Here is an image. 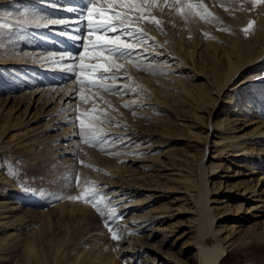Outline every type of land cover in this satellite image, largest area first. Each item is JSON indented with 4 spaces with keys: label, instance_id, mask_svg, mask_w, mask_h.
<instances>
[{
    "label": "rangeland",
    "instance_id": "1",
    "mask_svg": "<svg viewBox=\"0 0 264 264\" xmlns=\"http://www.w3.org/2000/svg\"><path fill=\"white\" fill-rule=\"evenodd\" d=\"M37 1L39 0H0V63L21 58L32 62L39 59L40 64L55 68L53 71L47 72L38 68H26L23 65L17 67L15 65H0V135L3 134L2 137H4L6 133L4 141H8V139L14 141L19 136L24 138L28 126L18 125L14 129L12 128L14 124L29 119L31 114L32 116L37 114L36 117H39L40 113L44 111L52 113L51 111L56 110V113L59 112L64 107L59 106L55 109L58 100L64 94L67 98L70 95L68 99L64 97L62 100L64 103L67 99L66 103H70L69 108L73 109L75 118L69 125L63 127L67 128L63 135L68 139L54 138L55 140L50 144L59 147L65 146L68 143L67 140L74 141L73 149L76 153L71 154L75 155V160L70 166L63 167L64 165H62L61 167L53 160L44 161L42 157L33 159V151L40 150L42 152L47 149V145L41 141L36 145H26L22 148L10 141L11 145L0 149V174L6 176L7 181L3 185L0 184V213L4 209H11L8 213L0 215V227L12 223L8 220L17 217L14 215L20 206L31 205L38 219L31 225L42 223L45 227L46 237H50L46 249L51 248L50 251L47 249V252H50L49 254H52L50 258H53V253L58 248L57 252L60 253V256L57 260L59 263L62 262L61 260L72 259L76 256L81 260L86 255L89 260L93 259L95 262H107L113 256L111 264H115V262L118 264L119 261V264H144L142 259L149 252L135 255L133 250H130L133 245L129 247L126 242L130 240L133 243L146 242L150 244L153 251L166 253V256L176 254V258L181 259V253L185 250L189 251V255H194V247L200 240V228L202 227L199 224L202 222L200 212L205 208V199H200L197 193L195 195L196 190L201 189L203 181L199 163L202 147L207 141L210 147L214 144L215 136L214 134L212 136L211 133L213 130V127L210 126L211 122L218 127L222 123L227 124L228 120L235 119L234 115L223 111L225 109L223 98L226 97L223 91L227 90V93L228 90H232V87L229 88L228 85H226V89L220 85L224 81L223 77L228 69L224 52L232 51L231 53L236 59V54L233 52L234 45L246 46L247 44L248 46L249 37H251V34H248L250 31L245 32L244 38L239 41L238 32H234L232 26H237L240 29L242 24L249 20L251 22L256 17L259 3L256 0H198L199 3L192 0L194 4L202 3L203 7L192 9L186 18L176 16L174 9L171 8H165L163 13L155 12L156 18L161 21L160 28L144 24V31L148 37L144 43L136 45L137 49L149 56V59L140 56L134 62L127 58H121L116 62L125 65L119 70L124 79L104 81L109 87L123 88L125 92L119 90L106 92L87 87L83 91L91 101L88 102L78 98V90L81 87L79 81L70 79L71 74L63 71L67 65L75 66L78 62L77 54L83 52L81 45L87 43L86 39L76 40L73 38L76 35L85 36L84 24L86 21L78 25L79 32L75 31V27H69V25H75L79 13L68 12L66 9L69 7L80 8L84 2L72 0L73 2L70 3V0H60L59 4L57 0H54L59 5V8L54 11L53 0L48 2L51 3L52 10L41 8L37 5ZM165 2L166 0H158L161 7ZM168 2H174V0H168ZM185 11L187 12L188 9ZM32 17H43V20H40L42 22L64 19L68 21V24H60L57 28H54L53 24H48L45 26L46 29H42L34 27L36 21ZM238 18L240 21L243 19V22H237ZM163 19L179 21L180 30L184 31L183 36L177 34L171 38V34L165 31ZM8 25H12V27H8ZM210 27L214 30L207 29ZM34 28L36 30H33ZM49 29L55 34H47L50 32ZM219 35L225 36L226 39L230 38V41L227 39L228 41L226 40L224 44L218 42ZM236 41L237 43H235ZM232 46L233 48H231ZM61 56L64 59H60ZM97 62L103 63V61ZM260 62L264 63V61ZM258 65L254 67V70ZM261 69L253 81L264 82V68ZM11 70L12 72H10ZM246 71H253V66ZM245 85L249 92L246 95L252 93L250 94L252 97L246 99V101L248 100L246 103H254L260 112H264V97H259V102L254 97L256 93L253 91L257 86ZM240 91H229V94L237 93L240 96ZM222 93L223 95H221ZM51 94H55V96L52 97L53 99H48L47 106L44 105ZM218 95L221 96V99ZM218 99L219 102H217ZM47 109L49 110L47 111ZM93 109H96L98 113L106 114V117H101L106 122H97L94 125L101 129L100 135L103 137V143L99 145L85 143L84 138L91 139V136L86 133L78 134L79 122L76 118L84 120L85 125L93 123L88 115ZM48 114L40 118L42 123L52 119L54 116L52 114L55 112ZM207 123L211 128L209 136L205 133ZM3 127L9 129L6 131ZM59 132L60 130L57 129L48 135L53 137ZM30 147L35 150H31ZM219 155L221 152L218 148H210L204 160L205 164L213 165L212 168L216 167V170H220L219 173L212 171L213 175L210 177L207 175V182L211 189L209 198L218 203L229 197L220 199L213 196L212 187L215 181L224 182L223 186H219L221 189L227 184L226 188L233 189L236 188L240 179H249V177L227 178L242 169L232 165L230 157L224 156L226 158L218 160ZM213 156L215 158H212ZM173 157L180 158L176 167L190 172L185 182L186 186H190L191 189L186 194L177 193V191L185 189L181 179L173 176L166 177L167 168L173 164ZM227 160L231 161V164L226 162ZM262 166L258 167L255 176L264 171ZM228 168L230 170H227ZM209 169L211 170V168ZM145 173L148 175L147 177L144 176ZM218 174L227 177L219 179L217 178ZM77 176L79 177L78 182ZM126 176H131L130 178H133L134 181L138 180V183H135L136 187L139 185L144 187V190L139 191L138 196L131 198L118 193L117 191L120 189L106 188V183L120 182L121 177ZM141 177H146L145 182L144 179L140 180ZM85 188L109 195L106 199L110 200V203L100 202V207L104 210L105 215L102 216L98 213L92 203L68 198L69 196H79ZM173 189L176 193H167L166 198L158 196L165 194V191L173 192ZM17 197L20 199L17 204H14ZM231 199L228 200L229 206L224 208V214L232 215L234 219L221 220L217 222V225L237 220V218L246 219L243 213L246 212L247 205H240L238 201ZM210 203L213 206L217 205V203ZM131 204L132 206H130ZM239 207H241L240 210ZM113 208L114 211H112ZM83 209L89 214L85 215L86 212L84 213ZM162 213L171 217L159 218L144 228H138L137 225H140L149 216ZM196 214L198 215L196 216ZM116 216L121 218L115 219ZM217 216L219 217L220 214ZM18 220L19 218L15 220V225L20 227L23 221ZM109 223L112 224L111 230L107 226ZM17 232L16 230L10 231L7 240H10L11 244L5 241L8 245L4 243L3 246H0L1 253L12 255V252L18 249L16 247H22L24 239L17 236ZM114 232L121 239H113ZM126 233L131 237L128 238ZM124 236L127 237L125 240L122 239ZM206 238L207 245L212 246L218 243L214 234L209 233ZM50 243L54 246H51ZM122 248H125L123 252L120 250ZM263 250L264 242L250 245L246 250V256L243 254L244 251H232L225 256L222 264L264 263ZM77 252H81L82 256L76 255L80 254ZM156 252L149 254L156 255ZM15 254L16 252L13 253V255ZM49 254H47V258H49ZM63 256H66L65 259ZM124 260L127 262L123 263ZM48 262L46 264H49ZM158 264H168V262L161 259Z\"/></svg>",
    "mask_w": 264,
    "mask_h": 264
},
{
    "label": "bare ground",
    "instance_id": "2",
    "mask_svg": "<svg viewBox=\"0 0 264 264\" xmlns=\"http://www.w3.org/2000/svg\"><path fill=\"white\" fill-rule=\"evenodd\" d=\"M79 1L82 3L84 2V0H79ZM48 2H49V0H39V1H37V5H39L41 8H50L51 9L52 8L50 5L51 3L49 4ZM69 2L71 3L73 1L70 0ZM194 2L199 3L198 0H195ZM57 3L60 4V0H57ZM57 8H59V7H55L54 11H56ZM257 8L258 9L256 10L257 11L256 17L254 19H252V21H251V22L254 21L255 23L248 30V31H250V33L247 32L248 34H251V37H249L248 46H247V44H246V46L242 45V44H236V45L232 44L235 46V48H233V46L231 48H233V52L236 54V59H234L233 54L231 53L232 51L231 52H229V51L224 52V57H225V60L227 61L226 63L228 64V69H227V71L223 77L224 81L220 85H222L225 89H226V85H228L229 88L232 87V90H228L227 93H226L227 90L223 91V93L226 96L225 98H223L224 99V105H225V109L223 111L226 113L228 112L230 115H234L235 119L230 120V121L228 120L227 124L222 123L221 126H218V127H216L211 122L210 126L213 127L212 132L210 131L211 130L210 126L208 127V125H209L208 123L205 126V133L207 134V136H209L210 132H211L212 136L214 134L215 140H214V144L211 147H210V145L208 146V141L205 142V144L202 147L203 149H202L201 157L199 159V163L201 165V175L203 177V179H202L203 181H202V185L200 187L201 189H197L195 192V195L197 193V194H199L198 196L200 199L201 198L205 199V208L203 210H201L202 208L200 209L201 210L200 219H202V222L199 220L201 223H199V221H198V223L202 226L200 229L203 231L200 230V240L197 242V244L194 247L195 254L189 255V253H188L189 251L185 250L181 253L182 258L179 259V258H176V256H175L176 254H169V256H166L165 255L166 253L162 254L163 252L159 253V252L153 251L150 248V244H148L146 242L141 241L140 243H138V242L133 243L131 240L126 241L129 244L128 245L129 247L133 245L130 250H133L135 255H138V254L140 255V254L146 253L147 251L149 253H153V252L157 253L156 255L155 254L150 255L147 252L148 253L147 256L144 257L145 259L144 258L142 259L144 264H158V261L161 259H164L165 261H167L168 264H175V263L176 264H222V262H224L225 256L229 255L232 251H237V252L244 251L243 254H244V256H246V250L248 249V247L250 245H254V244L258 245L259 243L264 242V171L259 172L258 175L255 176L258 172L257 170H258L259 166L263 165L262 169H264V163H263L264 162V112H260V109L258 108L257 105H254V103L253 104L252 103L251 104L246 103V102H248V100L246 101V99H248L249 97H252L250 95L252 93H250L249 95H246L249 92H248V89H246V85L244 86V84H253L252 87L257 86V88H255L253 91L254 93H256V94H254V97H255V100L257 102H259L258 101L259 97H264V84H263L264 82H261V81L256 82L255 80L253 81L254 77L258 76L257 74H259V72L262 70L261 68H264V63L260 62V61H264V3H259V6ZM219 13L221 15L220 11H219ZM237 17H239V16H237ZM163 20L164 21H162V22H164L163 25H165V31H167L168 34H171V38H173L177 34L183 36L184 31L180 30L181 26L179 25L180 23H178L179 21H175L174 19H170V20L169 19L168 20L163 19ZM237 22L241 23V22H243V19H242V21H240V19L238 18ZM249 22H250V20H249ZM249 22L242 24L240 26V29H238L237 26L236 27L232 26V29L234 30V32H238V35L240 37L239 41H241L244 38V33H245L244 28H246L248 26L247 24ZM17 23H19V22H17ZM35 23L36 24L34 27H41L42 29H46L44 26V22H42V21L37 22L36 21ZM26 24L28 25V23H26ZM58 25H60V24H55L54 28H57ZM59 27H61V26H59ZM207 29H210L211 31L214 30L211 27L207 28ZM33 30H36V28H34ZM44 31L46 33V30H44ZM50 33L55 34V32H53L52 30H50V32H47V34H50ZM235 38H237V37H235ZM217 39H218V42H220L222 44H224L227 39L230 41V38L226 39V37L223 35H219L217 37ZM236 40H238V39H236ZM235 43H237V41ZM230 45H231V43H230ZM249 60H253V61L247 62ZM0 65H3V66L15 65V67H17L19 65H23L26 68H29V67L33 68V69L38 68L41 71H47V72H51L55 69L53 66H45L44 64H40L39 59H38V61L32 62L31 60L25 61L24 58H21L20 60L17 59V60H13V61H8L7 63H0ZM256 65H258V66L254 70V67ZM252 66H253V71H251V72L246 71V69H248ZM59 68H60V65H59ZM56 69H57V67H56ZM10 72H12V70ZM249 88H251V87H249ZM233 90H235V91L241 90L240 96L237 93H234V94L230 93L229 94V91L231 92ZM244 90H245V92H244ZM44 93H46V92H44ZM53 93H55V92L53 91ZM223 93L221 95H223ZM243 94H244V96H243ZM43 95H45V94H43ZM43 95H41V96H43ZM54 96H55V94H51L49 96L50 98L46 99L44 105L48 104L49 103L48 99H53L52 97H54ZM69 96H68V98H69ZM64 97H66V94H64L58 100L59 102L55 105V109L59 106H61V108H62V106L64 107V109H61V110L59 109L60 110L59 112L56 113V110H53L51 112L52 113L55 112V114L49 113V111H48L50 109L49 108V109H47L48 112H46V111L41 112L40 111L41 113H40L39 117H36L37 114L35 116L34 115L32 116V114H31V117L29 119H26L25 121L18 122V124H14V126L12 127L14 129H16L18 125L19 126H28V129L26 131V134L24 135L25 136L24 138L19 136L14 141L9 140V139H8V141H4L3 138L6 136V133L4 134L5 135L4 137H2L3 134L0 135V149L6 148V146L8 147L9 145H11L10 141L12 142V144L15 142L14 144L20 148L25 147L26 145H36L37 142L41 141V143L43 142L44 144L47 145V149L45 151L43 150L42 152H40V150L33 151V153H34L33 159L42 157L44 159V161L45 160L46 161L53 160V161L57 162L58 164H60L61 167H62V165H64L63 167L70 166V164H72L73 161L75 160V155L71 154V153L75 152L73 149L74 141L67 140L68 143L66 145L64 144L65 146L61 145L59 147H58V145L52 146L50 144V143H53L52 141L55 140L54 138H58V137L61 138L62 137V139H64V138L68 139V138H66V136L64 137V135H63L64 131H66L67 128H63V127L65 125H69L75 119L73 109H72V111H70V108H69L70 103H66V101L68 99L67 97H66L67 99L63 103L62 100L64 99ZM218 97H219V99H221L220 95H218ZM219 99L217 100V102H219ZM30 101H31V99L29 100V102ZM36 101H37V99H36ZM45 108H47V107H45ZM235 112H237V113H235ZM47 114L48 115L52 114L54 116L49 121L42 123L43 121L40 118L47 116ZM5 127H7V126H5ZM5 127H3V129H5L7 131L9 128L7 129ZM57 129L60 130V132L57 135H55L53 137L48 135V133H50L54 130H57ZM14 136H18V135H14ZM35 139L38 141H36ZM33 140H35V141H33ZM70 142H72V145H70ZM164 144H165V142H164ZM14 146H12V147H14ZM214 147L218 148L219 151L221 152V155H219L218 160H221L222 158H226V157L229 158L230 157V158H232V165L236 166L237 168L242 169L240 172L236 171L234 174H232L229 177L224 176V175L220 176V174H218L217 178L221 179L223 177H227L230 179V178H240V177L246 178V177H249V179H245V180L240 179V181H238V183L236 184V188H233V189L226 188V187H228V184L221 189L219 186H223L224 182L220 181V180H218V182L215 181L213 183V187H212V189L214 191L213 196L219 197L220 199H222L223 197L224 198L229 197L227 199H223L222 201H219V203L214 201L212 198H209L211 189H209V185H208L209 182H207V175H208V177H210L213 175V174H211L212 171L215 173H219L220 170H216V167L212 168L213 165H207V163L205 164V162H204L205 158L207 157V152L209 151L210 148L215 149ZM30 149L35 150L33 147H30ZM226 153H229V154H226ZM224 156H226V157H224ZM212 158H215V156H213ZM233 158L235 159L234 161H233ZM240 159H242V160H240ZM178 161H180V158L179 159H177V158L172 159L173 164L170 165L171 167L167 168L166 177H168V176L172 177L173 176V177L181 179V182H183V186L185 185V189H184V191H177V193L186 194V193H188L189 189H191L190 186H186V182H185L186 178L189 176L188 173H190V172L181 169V167H176L175 165ZM226 162L230 163L231 161L227 160ZM237 163H239L240 165ZM219 167H222V165H219ZM209 168H211V170ZM245 169H248V171H245ZM227 170H230V168H228ZM146 173L144 174V176L146 175ZM147 176L148 175H146V177ZM252 176H253V178H252ZM254 176H255V178H254ZM130 177L131 176L121 177L120 182H117V183H112L113 181H111V183H109V182L106 183V181H105L106 188H108V189H110V188L120 189L119 191H117L118 193L125 194L131 198L138 196L139 191L144 190V187L143 186L141 187L140 185L136 187L137 184H135V183H138V180L134 181V179L130 178ZM161 177H163V176H161ZM145 178L141 177V179L140 178H138V179H140V180L144 179V182H145ZM6 182H7L6 176H4V175L2 176L0 174V184L3 185V183H6ZM233 191H236V192L233 193ZM164 193L165 194H162V195L160 194L158 196L160 198L161 197L166 198L167 193L173 194V193H176V191H174V189H173V192L165 191ZM190 196H192V195L190 194ZM199 198H197L198 201H199ZM19 199H20V197L15 198L16 201L14 202V204H17L18 203L17 201ZM230 199L234 200V201H238L240 203V205H242V204L247 205L246 212L243 213L244 216L246 217V219L245 218L244 219H238L237 218V220H234L231 222H224L221 225L220 224L217 225V222H220L221 220L234 219V217L232 215L224 214V208L229 206L228 200H230ZM194 201H196V200H194ZM210 202L217 203V205L213 206ZM130 206H132V204ZM133 206H134V204H133ZM135 207H138V206L135 205ZM140 207H142V206L140 205ZM14 209H16V208L14 207ZM240 209H241V207H239V210ZM9 211H11V209H4L0 213V215H4V214L8 213ZM12 211H13V209H12ZM195 211H197V210H195ZM84 213L86 215L88 212L84 210ZM158 213H160V212H158ZM198 214H199V212H198ZM198 214H196V216ZM218 214H220L219 217L217 216ZM14 216H17V217L16 218H10L8 220V221H11L12 223H10L9 225L7 224V225H4L3 227H0V246H3L4 243L6 245H8L7 243H10L9 242L10 240L8 241L7 237L10 235V231H12V230L18 231L17 236H21V238L24 239V244L22 245V247L19 246L20 248L16 247V248H18L17 250H14V248H12L14 250V252H16L15 255H13L14 252H12V255L9 253L4 254V253L0 252V264H46L47 261H49L48 262L49 264L59 263L58 262L59 260H57V258L60 256V253L57 252L58 248L56 249L55 253H57L59 255H56L55 253H53L51 251V253L54 254L53 258H50L52 256V254H49L50 252H47V249H49V248L46 249V247H48V246H46V244H47V241L50 237L49 238L46 237L45 227L42 225V223H40V224L38 223L35 226L31 225V223L37 222V220H38L32 206L27 205V204H23L22 206L19 207V210L15 212ZM91 216H93V215H91ZM169 217H171V216H167V214H164V213L156 214V215L153 214V215L149 216L144 222L140 223V225H137V226H139L138 228H141V227L144 228V226H148V225L154 223L159 218L164 219V218H169ZM18 218H19L18 221H21V222L23 221L20 227H17L15 225V222H16L15 220ZM249 218H251V219H249ZM199 224L197 225L198 228L200 227ZM209 233L214 234L217 237V240H218L217 244H214L212 246H210L209 244L207 245V243H206L207 238L206 237L209 235ZM127 235H128L127 236L128 238L131 237L129 234H127ZM127 237L124 236L122 239L125 240V238H127ZM5 241H8V242L6 243ZM19 244H20V242H19ZM120 244H121V242H120ZM50 245H51V243H50ZM51 246H54V245H51ZM151 247H152V245H151ZM124 249L125 248H122L120 250H122V252H123ZM50 250H51V248L48 251H50ZM262 252H264V250ZM77 253H80V254H76V255H78V256L81 255V252H77ZM47 254H49L48 256L50 259L46 257ZM7 255H9V256H7ZM262 255H264V253ZM132 256H134V255H132ZM63 257L65 259L66 256H63ZM112 257H110L109 260H107V262H101V261L95 262L93 259L89 260L88 259L89 257L87 258L86 255L84 257H82L83 260L82 259L79 260L80 258L76 256V257H73L72 259L66 258L65 260H61L62 262L60 261L61 263H59V264H111L112 259H113ZM184 258H186V259L184 260ZM193 258L196 260H194ZM46 259H48V260H46ZM77 261H79V262L77 263ZM124 262L126 263L127 260L126 261L124 260L123 263ZM119 263H120V261H119ZM115 264H117V263L115 262ZM261 264H264V263H261Z\"/></svg>",
    "mask_w": 264,
    "mask_h": 264
},
{
    "label": "snow or ice",
    "instance_id": "3",
    "mask_svg": "<svg viewBox=\"0 0 264 264\" xmlns=\"http://www.w3.org/2000/svg\"><path fill=\"white\" fill-rule=\"evenodd\" d=\"M256 2L264 3V0H256ZM52 6L59 7L54 0ZM198 7L202 8V3L194 4L192 0H174V2L166 0L163 7L159 6L158 0H84L83 6L80 8H67L68 12L79 13L75 25H69V27H75V31L79 32L78 25L86 21V24H84L86 29L85 36L76 35L73 37L76 40H81L82 38L87 40V43L81 45L83 52L77 54L78 62L75 66L67 65L64 67V71L71 74L70 79L79 81L81 87L78 90V98L82 101L91 102L89 97L84 95L83 89L87 87L106 92H115L117 90L125 92L123 88L109 87L104 81L124 79L123 74L119 73V70L124 68L125 65L116 62L121 58H127L134 62L140 56L149 59L147 54H144L136 47L137 44L144 43L148 37L143 25H154L160 28L161 21L156 18L154 13H163L165 8L174 9L176 16L186 18L192 9ZM185 9H188V11L186 12ZM32 19L39 22L43 20V17H32ZM254 23V21L250 22L244 31L247 32ZM47 24L67 25L68 21L53 19L44 22V26H47ZM8 27H12V25H8ZM69 58L71 59V57ZM60 59H64V57L61 56ZM97 61H103V63ZM125 106L130 107L129 105ZM88 115L93 121V123L88 125H85V121L79 119V117L76 118L79 122L78 134L86 133L91 136V139L84 138L85 143L99 145L103 143V137L100 135L101 129L96 128L94 125L97 122H106L105 119H101V117H106V114L103 112L98 113L96 109H93ZM76 180L78 182V176ZM107 195V193H100L93 189L85 188L79 196H69L68 198L92 203L93 208L103 216L105 212L101 209L100 202L110 203L111 201L106 199ZM112 211H114V208ZM120 218L119 216L115 217V219ZM107 226L110 230L112 229L111 223ZM119 238L114 232L113 239Z\"/></svg>",
    "mask_w": 264,
    "mask_h": 264
}]
</instances>
